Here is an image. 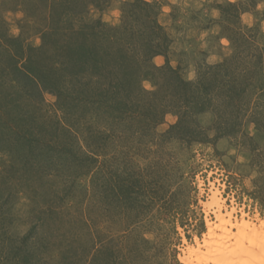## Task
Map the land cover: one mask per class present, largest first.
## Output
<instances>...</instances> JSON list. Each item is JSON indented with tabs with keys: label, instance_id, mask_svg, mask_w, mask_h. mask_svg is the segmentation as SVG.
Here are the masks:
<instances>
[{
	"label": "rangeland",
	"instance_id": "374dc122",
	"mask_svg": "<svg viewBox=\"0 0 264 264\" xmlns=\"http://www.w3.org/2000/svg\"><path fill=\"white\" fill-rule=\"evenodd\" d=\"M142 1L150 20L137 0H0V264H183L207 213L215 220L204 206L214 187L238 219L264 221V0ZM96 22L145 32L128 61L161 44L134 65L145 73L136 112L95 83L80 101L74 87L60 83L57 98L41 85L54 42ZM169 68L222 82L204 112Z\"/></svg>",
	"mask_w": 264,
	"mask_h": 264
},
{
	"label": "trees",
	"instance_id": "16d2710c",
	"mask_svg": "<svg viewBox=\"0 0 264 264\" xmlns=\"http://www.w3.org/2000/svg\"><path fill=\"white\" fill-rule=\"evenodd\" d=\"M137 2L138 6H140L139 3L144 4L141 7L144 10L142 17L150 20L151 15L146 9V6H150V4L142 0H137ZM134 4L132 6H135ZM105 26L107 25L103 22H96L87 32L80 29L77 32L78 38L76 39L65 41L61 44L54 42L53 53L56 56L58 55L59 58L55 56L54 62L52 61L50 65L51 68L48 69V66L44 67L38 73L41 78V85L45 89L56 93L57 98L61 93L59 90L61 84H65L66 88H75L72 93L71 90H68L71 98H74L73 100L78 98L87 100L92 98L91 96L94 94L90 89V85L95 83L94 90L96 92L99 90L97 93L104 98V101L113 100L114 98L117 104L115 108L119 109L118 111L121 114L126 115L129 110L134 109L135 112L137 111V99H140L145 91L141 86V81L145 79L143 78L145 73L142 74L136 71L134 65L148 62L161 50V44L154 42L153 37L147 42L144 41L142 51L144 58L139 59L135 55L131 57L132 60L128 61L130 57L126 53V49L130 44L129 42L133 41L135 43L137 37L145 36V32L140 31L136 34L127 27L119 28L118 26L111 28ZM159 29V25L153 24L150 28L152 31L149 36L158 34ZM48 36L44 34L43 39L47 41ZM114 50L119 51L121 54L114 55L111 53ZM27 61L24 64L27 68H25L24 75L28 80H32L31 76L34 77V70L28 65L31 62ZM88 67H92L91 74ZM213 67L216 70V68L221 67V64ZM50 71L53 72L50 73ZM169 71L172 74V78L169 81L171 86L177 89L179 94L181 93L180 97L184 99L185 103L194 105L196 112L199 113L207 109L205 103L210 101V91L222 86V82L215 77H213L210 84L196 85L192 81L183 79L175 70L169 68ZM103 84L108 85L109 91L108 88L100 90L104 86ZM65 98V96L61 97L63 103H60V105L62 107H64L63 104L66 102L64 101ZM162 112H165V110ZM145 113L147 114V112Z\"/></svg>",
	"mask_w": 264,
	"mask_h": 264
},
{
	"label": "bare ground",
	"instance_id": "6f19581e",
	"mask_svg": "<svg viewBox=\"0 0 264 264\" xmlns=\"http://www.w3.org/2000/svg\"><path fill=\"white\" fill-rule=\"evenodd\" d=\"M218 190L211 189L204 204L206 212L214 207L215 220L207 213L205 233L201 239L195 237L192 245L187 244L179 260L183 264H264V221L258 215L255 220L246 219L245 213L238 219L234 208L224 209Z\"/></svg>",
	"mask_w": 264,
	"mask_h": 264
}]
</instances>
